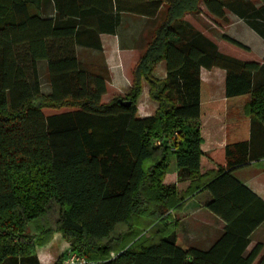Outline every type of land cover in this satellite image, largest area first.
Returning a JSON list of instances; mask_svg holds the SVG:
<instances>
[{"label":"trees","instance_id":"16d2710c","mask_svg":"<svg viewBox=\"0 0 264 264\" xmlns=\"http://www.w3.org/2000/svg\"><path fill=\"white\" fill-rule=\"evenodd\" d=\"M229 1L0 0V264H34L35 247L54 233L95 264H264V245L247 250L264 202L232 175L264 158V59L223 34V48L247 59L231 57L184 20L202 5L225 22ZM258 2L247 12L229 7L264 39ZM126 14L160 17L128 93L102 103L110 72L77 51H100L99 36L116 35ZM160 62L163 80L152 75ZM202 69L225 72L224 103L209 102ZM143 82L158 104L149 117L136 108ZM172 170L186 177L164 185ZM203 191L205 209L224 223L206 251L178 237L171 214Z\"/></svg>","mask_w":264,"mask_h":264},{"label":"crops","instance_id":"0c3cea01","mask_svg":"<svg viewBox=\"0 0 264 264\" xmlns=\"http://www.w3.org/2000/svg\"><path fill=\"white\" fill-rule=\"evenodd\" d=\"M132 17H138L140 19H150L143 16H135L126 14L123 16V21L119 31L116 35L102 34L99 36L101 50L95 51L90 49L79 48L78 58L84 64L104 65L110 72V83L107 91L111 90L112 93L117 95H126L130 88V81L128 73L126 71V59H132L133 52L137 44V38L142 30L138 25H134V19ZM228 18V16H226ZM139 21V20H138ZM251 31L259 40L261 47L256 49L246 44L249 49L254 51L260 58L264 59V39H262L257 33L249 28L245 23L240 24ZM240 42V41H239ZM243 44V43H242ZM255 49V50H254ZM130 62V61H129ZM136 63V61H135ZM128 64V63H127ZM159 68V69H158ZM156 69L160 70L159 75H156ZM154 78L158 80L165 79V64L160 62L156 65L152 72ZM200 77L203 82L208 86L209 102L211 103H224L225 102V72L221 69L205 70L202 69ZM144 83H142V90L144 89ZM141 90V92H142ZM152 103L157 105L156 102ZM228 113L224 111V114ZM149 117V116H141ZM231 125H225V132L228 135L232 127ZM203 137V143L201 150L203 152L204 161L209 160V153L211 151L208 146L209 131L208 129H201ZM256 143L262 144V139ZM224 144V141L223 143ZM258 144V145H259ZM260 144V145H261ZM264 147V146H262ZM232 175L236 178L244 187H246L251 193L257 196L262 202H264V158L258 159L246 165L243 168L235 170ZM210 199V195L207 191L200 192L194 195L191 199L186 201L180 211L177 212V223L179 231L182 229L187 234V242L194 244V240L191 237L192 233L189 228L183 227L189 222H202L200 223L204 229L208 230V238L206 239L207 245L212 242L217 236H219L224 228V223L209 212L204 207V203ZM173 214V213H172ZM264 227L262 223L250 236V245L248 251L254 247V245L260 243L258 239H254V235ZM177 228V229H178ZM29 233L35 234L34 227L28 226ZM179 234V233H178ZM191 237V238H190ZM205 241V240H204ZM191 244V245H192ZM212 244V243H211ZM210 245V244H209ZM70 249L69 243L63 240L60 233H54L49 243L42 247H35V262L34 264H56L57 260ZM20 264V263H19Z\"/></svg>","mask_w":264,"mask_h":264},{"label":"rangeland","instance_id":"374dc122","mask_svg":"<svg viewBox=\"0 0 264 264\" xmlns=\"http://www.w3.org/2000/svg\"><path fill=\"white\" fill-rule=\"evenodd\" d=\"M227 7L225 8V16H228L226 18L225 22L222 21H214V19L209 16L202 5H200V12L197 14L193 15H187L185 17V21L193 26L196 30L200 31L205 35L207 38L212 40L218 47L227 55L231 57H235L240 60H245L247 59L245 57V53L241 52L235 47H232L226 43H224V48H223V42L220 40L221 36L223 34L230 36L231 38L240 41L243 44H246L250 47H254L256 49H259L261 45H259V40L257 37L246 27H243L240 24H244V21L240 19L236 14L233 13V11L230 9L229 6L236 7L239 10H244L248 11L251 7H257L259 6L258 0H234L232 2L226 3ZM241 10V11H242ZM159 16L154 19H140L138 17H132L134 19V25L139 26L142 28L140 31L138 38H137V44L135 47V51L133 52V57L132 59H126V71L128 73V78L130 81V70L135 64V61H137L138 57L141 55L143 50L145 49L146 44L150 41L152 37L153 30L155 29L158 21H159ZM139 20V21H138ZM255 50V49H254ZM254 54H256L253 51ZM257 55V54H256ZM258 56V55H257ZM260 58V57H259ZM262 59V58H261ZM130 61V62H129ZM128 63V64H127ZM159 69V68H158ZM160 70L156 69V75H159ZM39 74H40V82H41V92L43 94H48L49 88L46 82V72L43 64L39 65ZM109 86V85H108ZM109 89V88H108ZM142 90V88H141ZM149 86L145 82L144 83V89L140 93L137 101H136V108L139 116H152L157 107V105H154L152 103V100L149 97ZM116 96H121L123 97L124 95H117L116 93H112L111 90L107 91L106 95L103 96L102 98V103H107L109 102L112 98ZM154 102V101H153ZM65 110H59V111H53V110H44L43 114L44 115H54L58 113H62ZM158 145V143H157ZM186 175H180L179 173H176V171L172 170L171 172L165 174L163 178V184L164 185H171V184H176L181 178H185ZM172 214V213H171ZM173 218L176 220L177 219V213L172 214ZM177 221V220H176ZM202 222H189L185 224L183 227L189 228L192 233V238L194 240V244L187 242V234L179 228L177 229V234L178 237L185 242L187 245L194 247L198 250L201 251H206L209 249V247L215 242V240L219 237L217 236L212 242H210L208 245L206 243V239L209 236L208 230L204 229L201 227L202 225L200 224ZM190 237V238H191ZM254 239L259 240V244L264 245V227H262L253 237ZM64 240V239H63ZM205 240V241H204ZM65 241V240H64ZM212 243V244H211ZM192 244V245H191ZM255 246V245H254ZM251 250V249H250ZM67 253V252H66ZM264 253V251L261 252V254ZM260 254V255H261Z\"/></svg>","mask_w":264,"mask_h":264},{"label":"built area","instance_id":"2783aa9c","mask_svg":"<svg viewBox=\"0 0 264 264\" xmlns=\"http://www.w3.org/2000/svg\"><path fill=\"white\" fill-rule=\"evenodd\" d=\"M60 264H95V263L87 260L85 257L69 249L66 253V257Z\"/></svg>","mask_w":264,"mask_h":264},{"label":"water","instance_id":"95a60500","mask_svg":"<svg viewBox=\"0 0 264 264\" xmlns=\"http://www.w3.org/2000/svg\"><path fill=\"white\" fill-rule=\"evenodd\" d=\"M123 104H124L125 106H129V105H130V102H123Z\"/></svg>","mask_w":264,"mask_h":264}]
</instances>
